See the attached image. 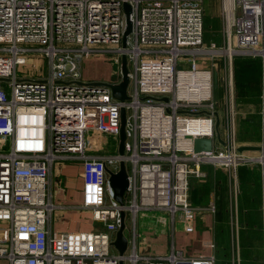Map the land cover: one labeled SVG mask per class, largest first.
<instances>
[{
    "label": "built area",
    "instance_id": "obj_1",
    "mask_svg": "<svg viewBox=\"0 0 264 264\" xmlns=\"http://www.w3.org/2000/svg\"><path fill=\"white\" fill-rule=\"evenodd\" d=\"M126 4L132 32L124 46ZM221 15L223 41L216 45L204 41L203 0H0V226L7 229L1 258L10 264H215L213 254L189 257L180 249L159 256L112 251L123 212L126 223L127 213L135 221L142 210H164L190 231L195 208L189 181L204 177L203 164L225 166L234 179L239 167L260 166L264 227V142L256 154L238 150L233 90L235 55H259L264 62V0H221ZM32 51L48 57L45 79L17 76L18 66L28 62L24 54ZM88 56L118 65L117 83L127 57L134 84L128 99L114 97L111 83L83 80L81 63ZM182 56L188 57L185 67ZM221 57L229 89L219 141L214 86ZM261 109L264 122V87ZM95 135L118 137L117 151L106 150ZM197 137L211 138L212 149L196 152ZM71 160L82 163L81 207L103 229H50L56 208L51 171L56 162ZM122 161L128 174L123 203L110 183Z\"/></svg>",
    "mask_w": 264,
    "mask_h": 264
},
{
    "label": "crops",
    "instance_id": "obj_2",
    "mask_svg": "<svg viewBox=\"0 0 264 264\" xmlns=\"http://www.w3.org/2000/svg\"><path fill=\"white\" fill-rule=\"evenodd\" d=\"M99 57L105 58L104 56H88L82 61L81 76L83 80L109 83L98 75H91L90 64L96 59L98 60ZM235 60V81L236 84L239 83L237 85V98L242 102V105L237 107L240 110H237L238 114L234 120L236 140L239 147H261L264 142V122L261 109L264 62L259 55L255 58H235ZM246 80L252 82L251 85H253L250 93L248 91L250 87ZM244 81L247 84L245 90L242 88V82ZM220 115L218 111L220 120L218 131L221 130L222 132L223 130L222 134L219 133L222 140L226 124L224 114L223 118ZM252 153H258V151H252ZM203 165L209 166L205 168ZM203 165L201 170L204 172V177H192L189 181V202L195 208L192 229L185 231L181 224L175 223L167 212L170 215L169 226L166 225L163 231L166 229L169 231V252L157 253V256L169 254L172 249H180L189 257L213 254L215 264H264V227L261 213L263 200L262 169L259 165L241 166L237 169L234 179L225 166ZM63 168L57 170L58 175H56L54 168L51 171L50 190L54 194L56 204L49 223L51 231H60L56 229V213L61 215L58 222L63 224L71 220V216L68 219L67 216L72 212L80 214L82 211L90 215L91 221L88 223L92 226V229H103L104 225L93 219L91 211L81 207L83 204L82 170L76 168L77 170L71 169L69 173H66V168L64 171ZM56 177L64 197L68 198L69 195V199L73 203H59L56 201L54 192V179ZM234 187H236V191ZM77 197H79L78 202H74L73 200H77ZM211 206H213V210H211ZM147 211L150 210H142L138 215L144 216V212ZM138 215L135 221L133 218V247L127 254L129 255L136 250L139 254L149 255L146 253L149 248L143 246L138 248L139 233L136 227ZM78 223L79 229L80 224L87 223V220H78ZM157 223H159V218ZM256 247L260 248L259 256L256 255L254 249ZM128 262L130 264L129 260ZM0 264H10V262L8 258L0 257Z\"/></svg>",
    "mask_w": 264,
    "mask_h": 264
},
{
    "label": "rangeland",
    "instance_id": "obj_3",
    "mask_svg": "<svg viewBox=\"0 0 264 264\" xmlns=\"http://www.w3.org/2000/svg\"><path fill=\"white\" fill-rule=\"evenodd\" d=\"M203 7H204V40L205 43L208 44L209 42H215L216 45H221L223 41V18L221 15V0H203ZM27 47L35 48L38 49L40 46L38 44H22ZM113 53H107L106 56H111ZM25 57L27 58L28 62L24 65H19L17 68V76L18 78H34V79H45L48 76L49 72V61L48 57L41 51H32L24 54ZM256 57L253 55L249 54H239L235 55L233 57V73H234V85H233V90H234V102L236 105V108L242 105L241 100L237 98V85L235 81V65L234 61L236 63L235 58H252ZM187 56H182L180 57V61L182 62L183 66H187ZM219 61V71L216 75V84L214 86V100L217 103V110L220 112V116L223 118L224 114V107L226 105L225 99H224V94L228 92L229 87L227 86L226 82V67L224 66L223 58L221 57L220 59L218 58ZM90 70H91V75H98L101 78H103L106 82H109L111 84L116 83L120 78L119 76L115 75L119 72V67L118 65H114L112 61L108 58H101L99 57L98 60L96 59L90 64ZM129 70H133V67L129 64ZM246 82L249 85V93L251 92V88L253 85L252 82H249L246 80ZM246 82H242V88L245 90L247 87ZM3 89L6 92L10 91V86L8 83L3 82ZM134 89V84L131 81L129 86H128V92H132ZM262 101V99H261ZM262 106V104H261ZM239 109V108H238ZM237 109V110H238ZM240 110V109H239ZM238 112V111H237ZM238 114V113H237ZM219 133L222 134L221 130L218 131ZM263 132V131H262ZM264 134V132H263ZM89 134H87V140H88ZM94 140L97 143H103L109 152L115 153L117 151L118 147V137H104L102 135H95L92 136ZM216 144V142H215ZM98 145H95L97 147ZM100 147V148H99ZM97 147V151H103L104 148L102 145H99ZM256 154V153H253ZM65 166V167H64ZM205 168H207L209 165H203ZM64 167V168H63ZM127 167L129 171L131 170V165L127 164ZM63 171L65 169L66 173H69L71 169L77 170L76 168H80L82 170V163L76 160H71L68 162L65 161H58L54 165V170L62 169ZM55 180V198L56 201L59 203H73L68 198H65L63 195V192L60 190L59 184L57 177L54 179ZM79 197H77V200H73L74 202H78ZM92 213V212H91ZM71 213L70 215L67 216V219L69 216H71V220H68L66 223H59V217L61 216L59 213H56V229L60 231H65L69 232L72 230H82V231H87V230H94L92 229V226L88 223L91 221L90 215H88L86 212L82 211L80 214H75ZM144 216L138 215L137 217V222H136V227L137 231L139 233L138 236V248L141 246L145 248H149L148 251L146 252L149 255H157V253H167L169 252V237L168 233L169 231L166 229L165 231L164 228L169 226V218L170 215L167 212H163L161 210H150L147 212H144ZM159 218V223H157V219ZM78 220H87V223L80 224L79 229H78ZM67 221V220H66ZM62 224V225H61ZM126 227L124 229V235L125 237L129 240V247L126 253H129L133 247V232H134V221H133V214L132 213H127L126 214ZM162 231V232H161ZM7 229L4 226H0V239L2 238L3 241L7 240ZM137 234V233H136ZM256 250V255L259 256L260 253V248L256 247L254 248ZM113 252H117V248H112ZM125 264H129L128 261H126Z\"/></svg>",
    "mask_w": 264,
    "mask_h": 264
},
{
    "label": "water",
    "instance_id": "obj_4",
    "mask_svg": "<svg viewBox=\"0 0 264 264\" xmlns=\"http://www.w3.org/2000/svg\"><path fill=\"white\" fill-rule=\"evenodd\" d=\"M125 10L127 14V29L125 31L123 37V44L126 45L127 37L132 32V23L130 20V11L131 8L128 4L125 5ZM122 71L123 76L121 82L117 84H109L113 90L114 97L125 101L129 98L128 95V86H129V75H128V66H127V57L123 56L122 58ZM100 85H104L105 83H98ZM216 123H215V130H216V138L217 140L220 139V135L218 132V125H219V116L216 113ZM126 110L123 108L121 113V131H120V147L119 151L123 155L125 153V142H126ZM212 139L208 137H197L194 139V150L196 152L201 151H209L212 149ZM261 147L258 146H240L238 148L239 151H259ZM110 183L112 188L115 191L116 198L123 203L124 193L128 187V174L126 171V166L124 161L121 162L120 170L116 173L110 172ZM125 229V213L122 214V224L120 229L117 232L116 239L114 241L115 247L118 249L120 255H125L128 250V239L124 235ZM120 264H124L122 260Z\"/></svg>",
    "mask_w": 264,
    "mask_h": 264
},
{
    "label": "trees",
    "instance_id": "obj_5",
    "mask_svg": "<svg viewBox=\"0 0 264 264\" xmlns=\"http://www.w3.org/2000/svg\"><path fill=\"white\" fill-rule=\"evenodd\" d=\"M205 41V40H204ZM236 69V68H235Z\"/></svg>",
    "mask_w": 264,
    "mask_h": 264
}]
</instances>
